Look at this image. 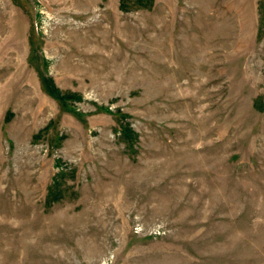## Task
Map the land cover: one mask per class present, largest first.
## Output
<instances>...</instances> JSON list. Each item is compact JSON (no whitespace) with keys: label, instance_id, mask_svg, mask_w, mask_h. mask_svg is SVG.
<instances>
[{"label":"rangeland","instance_id":"obj_1","mask_svg":"<svg viewBox=\"0 0 264 264\" xmlns=\"http://www.w3.org/2000/svg\"><path fill=\"white\" fill-rule=\"evenodd\" d=\"M0 45V264H264V0H0Z\"/></svg>","mask_w":264,"mask_h":264},{"label":"bare ground","instance_id":"obj_2","mask_svg":"<svg viewBox=\"0 0 264 264\" xmlns=\"http://www.w3.org/2000/svg\"><path fill=\"white\" fill-rule=\"evenodd\" d=\"M60 10V9H59ZM101 17H102V15H101ZM6 36H8V35H6ZM10 36V35H9ZM2 38V37H1ZM9 38V37H8ZM3 40V39H2ZM2 45V44H1ZM0 45V46H1ZM10 54V52L7 50V51H5V56H4V58H9L10 56H8ZM1 61V60H0ZM6 61H8L7 59H6ZM18 65V64H17ZM7 67V66H6ZM19 67V66H18ZM14 73V72H13Z\"/></svg>","mask_w":264,"mask_h":264}]
</instances>
